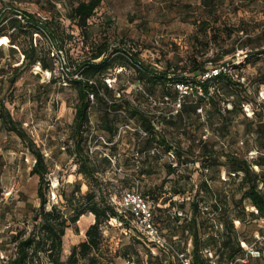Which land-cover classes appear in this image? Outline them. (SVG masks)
<instances>
[{
    "label": "rangeland",
    "instance_id": "obj_1",
    "mask_svg": "<svg viewBox=\"0 0 264 264\" xmlns=\"http://www.w3.org/2000/svg\"><path fill=\"white\" fill-rule=\"evenodd\" d=\"M73 1L0 0V18L14 17L16 10H22L41 22H50V26L59 32L62 40V49L57 50L58 44L49 38L50 33L47 32L40 38L36 36L35 42L50 67L42 69L38 63L26 65L24 62L12 85L13 68L22 62L23 51L21 48L13 49L15 45H11L7 39V43L0 49V101L46 158L50 182L47 208L56 205L64 214H70L73 202L67 198L72 196L75 184H79L82 192L89 187L97 191L92 182L89 183L77 172L76 157L67 151L73 146L70 135L77 102L76 90L69 79L70 70L89 56L91 40L106 36L113 48L137 54L138 59L151 70L162 72L170 66L179 73L181 70L188 71L190 67L187 58L193 44L190 36L196 30L194 21L207 18L216 27L226 25V28L220 27L217 30L218 40L211 41L208 53L204 56L211 59L221 48L230 50L219 63H224L230 73L238 75L243 86L240 93L251 100L250 103H244L243 112L247 105L253 112L258 107L264 109V84L259 87L257 85L259 79L264 80V55L258 53L264 49V0H219L220 4L211 14L201 6L200 0H103L97 13L89 21L91 37L87 42L76 27L70 26V21L65 17L67 8ZM230 30H233L231 35L228 34ZM4 32L11 34L14 28L5 26ZM67 34H71L72 38L69 39ZM12 35L17 36L25 48L28 46V37L24 38L16 32ZM200 38L203 40L202 35ZM203 44L205 41L202 46ZM112 57L110 66L102 75L112 88L114 97L121 96V102L128 100L131 104L138 105L147 116L159 120L155 123L161 128L162 135L184 154L178 160V170L174 173L167 170L166 165L171 158L164 153L163 147L155 146V157L145 156L140 151L142 142L137 139L140 137L139 129L143 127L137 118L123 108L111 113L112 116L117 115L114 117L117 119L116 135L111 138L102 128L103 113L111 97L101 93L103 99H92L87 130L90 137L88 152L99 167L96 176L104 196L111 202L127 189H135L148 195L156 220L168 229V239L177 245L179 252L189 253L192 248L191 236L189 232L182 233L181 225L175 227L172 224V216L180 214V221L185 222L195 214L192 200L197 198L202 180H207L214 190L222 192L226 189L229 196L234 193V200H238L240 194L236 184L224 185V180L230 176L229 165L222 153H245L247 114L237 110L228 117L232 122L223 125L227 121L223 116L226 106L223 101H231L233 97L226 96L227 90L222 82L218 84L223 94L217 99L220 109L203 100L198 101L196 112L189 108L176 114L173 99L161 97L159 84L139 81L133 65H126L129 61L123 51L114 53ZM210 65L211 63H207L203 69ZM198 73L199 71L195 72ZM193 74L183 72L184 76L192 77ZM73 77L78 78V75L74 72ZM149 93L150 96H147ZM189 100L193 102L195 99ZM230 101H226L228 107H231ZM102 138L111 144L102 142ZM200 138L214 143L219 156L202 155L196 147L191 151L187 150L193 140ZM247 156L255 158L257 150L254 148ZM209 158L218 159L211 162L212 159ZM33 163L34 158L27 144L14 133L7 132L0 119V214L3 236L7 240L11 239L16 230L31 227L32 209L39 206L36 193L38 176L30 174ZM254 169L259 170L257 166ZM231 199L227 203L232 217L235 215V201ZM207 200L211 202L208 196ZM250 210L253 208L247 206L246 213ZM80 218L75 225L65 230L62 259L67 258L74 244L85 239V231L94 221V216L90 213ZM204 218L208 224L202 229L208 230L207 227L214 224L217 226L216 230L225 236L219 214L206 215ZM244 218V222L234 220L233 224L247 251L236 260L227 261L219 258L218 251L212 249L210 264H258L248 250L251 246L261 245L259 242L263 240L264 222L260 219L252 221L247 214ZM211 231L214 229L209 230ZM257 234L260 239L256 237ZM103 236L109 248L117 252L115 264L152 262L148 259V249L139 234L119 220L112 219L104 225ZM1 249L11 252L13 244L8 243ZM169 262H176V259H169ZM41 264H48L43 255ZM259 264H264V260Z\"/></svg>",
    "mask_w": 264,
    "mask_h": 264
},
{
    "label": "trees",
    "instance_id": "obj_2",
    "mask_svg": "<svg viewBox=\"0 0 264 264\" xmlns=\"http://www.w3.org/2000/svg\"><path fill=\"white\" fill-rule=\"evenodd\" d=\"M102 1L103 0H74L67 8L65 17L70 21L71 27H76L80 31L85 42L91 37V24L89 21L97 13ZM200 1L201 6L205 8L209 14L214 12L220 4L219 0ZM17 11L18 10L15 11L14 15ZM19 11L25 15V22L19 20L15 16L7 18L3 16L0 18V38L7 39L11 45H15L13 49L21 48L23 51L22 62L13 68L11 85L20 74V67L24 62L26 65L38 63L42 69H48L50 67L46 62L45 56L40 52V47L37 42H35L36 36L40 38L41 35H46L48 32L51 34V37L50 34H48L49 38L53 39L58 44L59 48H57V50L62 49V40L59 38V32L50 26V22H41L29 13L22 10ZM53 18L56 19L54 16ZM213 22L216 23L217 20H213ZM193 24L196 30L190 36L193 44L187 58L190 65L188 71L181 70V72L178 73L177 70L175 71V69L170 66L166 67L162 72L153 71L138 59L137 54L126 49L118 50L113 48L106 36L93 41L91 40L89 56L86 60L74 65L73 69L70 70L71 75L69 79L76 90L77 102L74 108L72 131L70 135L73 146L68 148L67 151L71 156L76 157V164L78 166L77 172L82 174L84 179L89 183L92 182V185L96 186L97 191L89 187L85 192H82L79 184H75V190H73L72 196L67 198V200L73 202L71 213L68 215L64 214L56 205H51L50 208H47V190L50 187V182L48 179L49 170L46 158L27 131L20 123L12 118L8 110L4 108L3 102L0 101V119L5 126V130L14 133L23 140L34 158L30 174L38 176L36 193L39 199V206L32 209V216L30 218L31 227L29 229L23 227L16 230L15 234H12L10 240L2 236L0 252H6L4 249H1L2 246L8 245V243L13 244V249L11 252H8L10 253V259L7 264H41L42 255L45 257L48 264H80L81 262H85V264H115L114 260L117 252H113L109 248L103 236V226L112 219H117L121 224L132 227L139 234L148 249V259L152 260L150 264H175V262L168 263L169 259H175L174 251L149 242L136 226L132 214L129 212L119 214L116 211L114 203L104 196L102 186L96 176L97 173H99V167L88 152L90 137L87 134V130L92 99H103L101 93L109 95L111 100L107 102V109L103 113L102 120L104 125H102V128L113 138L116 135L115 123L117 122V119L114 117L117 115L113 114L112 116L111 113L117 112V109L123 108L126 112H129L130 115L137 118L143 127L142 129L146 131L145 136L140 134V137L137 138L138 141L140 140L142 142L140 151L144 152L145 156L148 158L150 156L155 157V146L163 147L164 153L169 157V153L174 155V158H171L170 162L166 165L168 172H176L178 170V168H176L178 166V160L183 156L184 152L178 151V149L162 135L161 128L156 124L159 120L156 121L155 117L147 116L138 105H133L128 100L121 102V96L117 98L114 97L113 90L106 82V78L102 73L110 66L113 60L112 55L118 51H123V55L127 57L129 61L126 65H133L139 75L138 80L152 85L159 84L161 87V97L164 99L172 98L174 103L173 106L175 107V100L177 97L175 85L179 82L196 81L199 76L211 67V65L221 64L219 61L230 52V50L221 48L220 52H216L211 59L204 56L208 53V47L211 41L218 40L217 34L219 31L217 30L220 27V29L226 28V25L216 27L211 23V20L207 18L195 20ZM5 26L14 28V32L18 35H22L24 38L28 37V46L25 48L18 40V37L12 35L14 32L6 34L4 32ZM232 32L233 30H230L228 34L231 35ZM200 35L203 36V40H201ZM67 37L71 39L72 35L67 34ZM203 41H205V44L202 46ZM198 43H200L201 46L198 47ZM1 46L2 45H0V49ZM258 53L264 55V49L260 50ZM207 63H211V65L203 69ZM198 71L199 73L195 74V72ZM74 72L78 75V78L73 77ZM183 72L194 74L192 77L184 76ZM259 76L261 77L262 73H260ZM220 82H222L227 90L226 96L233 97L231 101H223V104H226V106H224L223 116L227 119L223 125H229L232 122V119L228 117H231L237 110L246 114L245 111L243 112V105L244 103H250L251 100L240 93L241 90H243V86L238 75L235 76L233 73H220L202 82L201 84L205 93L204 96H186L181 107L178 109L175 108L177 111L176 114L181 113L182 110L187 111L189 108H191L193 112H196L198 101L203 100H206L209 105H213L214 108L220 109V104L217 100L219 99V95H223L221 94V87L218 86ZM262 84H264V80L259 79L257 84L258 87ZM119 91L120 89H118V92ZM146 95L150 96V93ZM193 98L195 99L193 102L189 100ZM187 100H189V102H187ZM226 101H230L231 107L227 106ZM112 109L114 110L113 112ZM1 111L4 112L2 113ZM245 119L247 125V139L244 141L245 153L237 154L236 152L230 151L222 153L225 157V161L229 165L228 175L230 176L231 173L235 174L234 177H227L226 180H224V185L229 186L230 183L236 184V188L240 194L238 200H234V193L229 196L226 189L222 192L214 190L207 180H202L197 190V198L195 197V199L192 200V208L195 214L185 222L180 221V214L172 216V224L175 225V227L181 225L182 233L189 232L191 236L192 248L188 253L191 264H210V259L213 256L211 253L212 249L218 251V257L221 259L223 258L227 261L236 260L238 256L247 251V248H244L241 244L242 240L239 239V235L233 224L234 220L244 222V216L247 214L251 217L252 221L260 219L264 222V109L259 107L255 108L253 115L251 117L246 115ZM251 136L252 138H250ZM106 143L108 145L110 142ZM194 147H196L202 155H208L210 157L217 155L215 144L201 138L193 140V142L189 144L187 150L191 151ZM254 148L257 150V156L255 158H248V152L252 151ZM114 158H116V156H114ZM209 159H212L211 162H214L218 158ZM173 161L177 163L176 166H173ZM254 166H257L259 170L256 171ZM124 191L137 190L127 189ZM179 192L180 191H175V193ZM139 193L151 203L148 195L141 192ZM221 193H223V195ZM207 196L211 198L210 203L207 200ZM229 198L235 201V215L232 217L230 216L231 211L227 203ZM247 206L254 209L246 213ZM151 208L154 221L159 227L162 235L171 243L173 249L178 251L176 249L177 245L167 237V227L161 226L156 220V213L152 203ZM88 213L94 216V221L86 229L85 239L74 244L67 258L62 259L63 236L66 228L75 225L80 216V219H82L85 217V214ZM216 214L222 217L220 225L225 229V236L219 233V230H216L217 226L214 224H210V226L207 227L208 230L202 229L203 226L205 227L208 224V222L206 224L205 221L207 220L204 217L206 215L214 216ZM211 229H214V231L209 232ZM262 233L263 240L259 242L261 245L253 246L260 253L259 256L255 257L258 264L261 260H264V231H262ZM201 234L206 236V238L203 239ZM257 242L258 240L254 243ZM154 248L157 251V255L155 256L152 254V249ZM0 264H5L1 257Z\"/></svg>",
    "mask_w": 264,
    "mask_h": 264
},
{
    "label": "built area",
    "instance_id": "obj_3",
    "mask_svg": "<svg viewBox=\"0 0 264 264\" xmlns=\"http://www.w3.org/2000/svg\"><path fill=\"white\" fill-rule=\"evenodd\" d=\"M15 17L23 22L26 21L25 15L22 14V12L19 10L16 12ZM220 73H230L229 69L224 63H221L219 65H211V67L201 76H199L196 81H186L177 83L175 85V89L177 91V97L175 100L176 109L181 107L182 102L188 95L204 96L205 93L201 83L207 79L219 75ZM245 112L247 116L251 117L253 115V111L250 110V106L248 105L245 106ZM155 127L158 128L157 126ZM139 132L143 136L146 135V131L143 129H139ZM102 142L106 143L104 138H102ZM169 155L170 158H174V155L172 153H169ZM172 163L173 166L177 165L175 161H173ZM230 176L234 177L235 174L231 173ZM53 197H55V195ZM112 202L114 203L116 211L119 214H125L127 212L132 214L136 226L149 242L174 251L176 259L175 264H191L189 254L185 251H175L171 243L162 235L159 227L154 221L151 203L147 201L138 191H124L120 194L118 198H114ZM3 231L4 230L0 221V243L2 242ZM256 237L260 239L258 234ZM248 251L254 257L260 255L259 251L252 246L249 248ZM152 254L154 256L157 255V251L155 248L152 249ZM0 257L2 258L3 262L7 264L10 259V253L0 252Z\"/></svg>",
    "mask_w": 264,
    "mask_h": 264
},
{
    "label": "bare ground",
    "instance_id": "obj_4",
    "mask_svg": "<svg viewBox=\"0 0 264 264\" xmlns=\"http://www.w3.org/2000/svg\"><path fill=\"white\" fill-rule=\"evenodd\" d=\"M6 43H7V41L4 38H0V45H4Z\"/></svg>",
    "mask_w": 264,
    "mask_h": 264
}]
</instances>
